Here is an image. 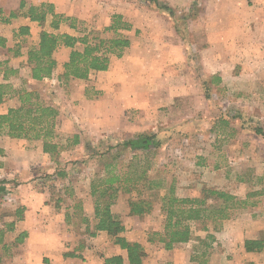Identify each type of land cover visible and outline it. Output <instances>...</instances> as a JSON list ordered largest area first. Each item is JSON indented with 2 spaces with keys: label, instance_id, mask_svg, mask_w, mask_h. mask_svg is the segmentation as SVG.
<instances>
[{
  "label": "rangeland",
  "instance_id": "1",
  "mask_svg": "<svg viewBox=\"0 0 264 264\" xmlns=\"http://www.w3.org/2000/svg\"><path fill=\"white\" fill-rule=\"evenodd\" d=\"M21 1L3 0V16L9 17L11 11L19 9ZM26 1L52 2L57 12L77 18L79 30L90 32L91 42L95 36L115 37L114 31L105 28L116 14H121L131 29L121 28L118 32L139 45L127 47L122 56L112 55L116 57L112 74L93 73L90 79L68 81L58 78L55 85L43 87L47 96L51 90L59 106H56L60 111L56 125L59 136L55 139L66 144L73 134H79V144L54 158L43 152L42 140L11 137L10 155L0 169V186L5 187L0 191V255L5 256L0 264H7L10 258L13 262L12 247L20 244L16 238L24 231L28 233L26 224L10 230L8 223L18 218L16 210L26 200L34 199L35 192L45 194L46 203L58 209L71 207L74 215L70 222L66 215L65 221L51 230V234L60 232L64 236L67 248L79 251L85 242L86 255H93L95 261L113 253V240L107 232H99L95 237L85 233L84 215L93 218L94 214L90 181L103 173L105 160L100 152H106L109 146H113L114 152L123 149L118 146L120 143L140 133L159 135L160 145L149 153L152 162L149 174L165 180V189L174 182L180 196L201 195L205 187L224 189L241 197L264 189V137L254 130L258 125L264 130V99L239 95L240 89L235 84L227 91H216L211 85V98L206 97L207 83L204 84L203 77H208V73L198 67V55L193 56L191 49L187 51L199 42L190 26L194 11L199 12L195 0ZM152 21L166 32L165 36L157 35V41L172 42L175 46H143L144 25ZM137 25V29L132 28ZM42 28L38 23L39 34ZM45 28L51 29L48 22ZM179 30L186 33L189 45L186 50L182 47V36L172 35ZM60 31L78 33L69 22L62 23ZM199 47L195 46V54ZM70 51L63 47L55 54L59 61L55 76L63 72ZM101 84L105 89H100ZM250 86L257 90L256 83ZM219 116L229 123L221 126ZM134 154L143 156L144 151L126 149L119 157L120 163H128ZM58 169L67 170L68 175L58 177ZM128 198L127 194H121L112 209L126 225L124 234L146 247L145 264H174L173 258L179 264H264V255L243 252L246 238L264 235V194L254 196L255 205L237 210L219 230L211 227L214 240L207 239L208 232L201 229V224L192 223L194 238L200 236L211 246L193 239L176 247V253L160 242L148 241L149 233L163 226L160 210L156 208L145 216L130 215ZM4 242L10 244L9 250Z\"/></svg>",
  "mask_w": 264,
  "mask_h": 264
},
{
  "label": "trees",
  "instance_id": "2",
  "mask_svg": "<svg viewBox=\"0 0 264 264\" xmlns=\"http://www.w3.org/2000/svg\"><path fill=\"white\" fill-rule=\"evenodd\" d=\"M18 16L29 17L44 27L40 31L37 44L30 46L27 51L31 77L36 80L51 78L55 74L59 67L55 54L62 47L71 50L68 60L63 63L64 70L59 74L60 79L68 81L70 78L89 79L92 71L107 70L111 56H122L131 44L128 36L118 32L121 28L131 29V24L123 21L121 14H116L112 23L105 28L106 31H114L115 37L95 36L92 42L90 32L85 29L79 30L77 18L57 12L52 2L34 3L22 0L19 9L11 11L9 17L1 16V20L9 22L11 18ZM47 22L51 29L45 28ZM66 22H69V26L75 28L78 33L60 31L62 23ZM16 33L30 34V27L20 26ZM5 44L6 39L0 36V46ZM8 69L7 62L0 61V72L4 70V78L7 77V71H15L13 68ZM216 79L217 76H214V83H217ZM205 87H207L205 95L210 99L209 83ZM15 96L18 105L9 107L5 113L0 114V135L5 133L13 138L42 140L43 152L49 153L54 158L62 151L72 149L80 143L79 134H73L72 138L67 139L66 144L55 139L59 136L56 125L60 111L56 106L45 102L37 90L17 89L8 82L0 81V104ZM217 120L221 122V126L229 123L222 116H219ZM254 130L264 137V130L259 125ZM159 141L158 134L140 133L120 143L118 146L123 149L114 152L111 150L113 146H109L106 152H100L105 160L104 170L102 174L93 176L90 181L94 214L93 218L84 215L85 233L95 237L99 232L105 231L112 237L115 245L126 251V257L122 254L106 256L104 264H126V261L129 264H144V258L148 253L143 243L129 239L124 234L127 230L126 225L112 209L121 194L129 196L130 215L145 216L154 213L156 208L160 210L164 218L163 226L159 230L151 231L148 241L160 242L167 250L193 239L200 240V243L207 247L211 246L210 242L200 236L194 238L192 223L201 224V229L208 232L207 239L214 240L215 236L211 232V227L219 230L226 220L233 218L237 210L255 205L256 201L252 200L254 196L264 194L263 189L248 192L246 197H241L224 189L205 187L201 195L180 196L176 192L174 182L168 184L165 189V180L161 178L157 180L149 174L152 167L149 153L160 145ZM126 149L142 150L144 155L134 154L128 163L121 164L119 157ZM0 154L4 155L2 149ZM56 174L64 178L68 175V171L58 169ZM3 190L5 187L0 186V191ZM22 210L23 208H18L15 212L18 219L22 218ZM14 228V221L8 223V229ZM27 234L26 231L22 232L15 241L22 242ZM85 246L83 242L80 248ZM243 246L246 252L264 251V235L259 238H246ZM5 248L9 250L10 247L5 245ZM65 255L79 254H76L74 250L66 252ZM3 257L0 255V261ZM191 260L195 261V256H192Z\"/></svg>",
  "mask_w": 264,
  "mask_h": 264
},
{
  "label": "crops",
  "instance_id": "3",
  "mask_svg": "<svg viewBox=\"0 0 264 264\" xmlns=\"http://www.w3.org/2000/svg\"><path fill=\"white\" fill-rule=\"evenodd\" d=\"M195 1L199 12L194 11L190 26L193 33L197 35L199 42L192 47L190 46L187 51L191 49L194 53L193 56L198 55V67L201 68L202 66L207 71L208 77L205 79L203 77L204 84L209 83V88L213 85L216 91L223 89L227 91L229 87L235 84L237 85L236 88L240 89L239 95L246 98L264 99L262 88V84H264V0ZM4 10L3 0H0V36L6 39L5 46H0V61H6L8 70L13 68L15 71H7L6 78L3 75L4 70L1 71L0 81L8 82L17 89L37 90L45 102L59 107L56 100L51 96V90H48L49 93L47 91L49 97L43 90V87L47 84H54L55 81L59 82V75L55 76L54 74L51 78L36 80L31 77V70L27 63L29 47L39 41L38 23L25 16L14 17L9 22H4L1 20V16L4 15L1 12ZM20 26H29L30 34L18 35L16 32ZM137 27L138 25L132 26L136 29ZM9 29L12 30L10 33L8 32ZM182 31L179 30V32H174L172 35L182 36V38L180 37L182 47L186 50L189 46L188 40L186 33ZM143 32L146 40V45L143 46H175L172 42H166L165 44L163 40L162 42L157 41V35L165 36L166 32L156 27L153 21L145 23ZM138 45V43L135 44L132 41L129 49ZM195 46H201L198 48V54H195ZM127 57H129V54ZM151 59L155 62V57ZM115 66L116 57L111 56L108 70L93 71L90 78L93 73H97L99 76H103L104 73L112 74ZM214 76H217V83H214ZM197 80L201 83L200 76H197ZM250 83H256L257 90L250 86ZM100 89H105V87L101 84ZM17 105L16 96L6 99L5 102L0 104V114L5 113L9 107ZM11 140L13 139L5 133L0 135V149L4 151V155L0 154V169L4 168L7 157L10 155ZM34 195V199L23 202L24 206L21 207H24L25 210L24 214L22 212V218L13 220L16 221L15 226L18 227L26 224L25 227L29 235L20 244L18 243V245L12 247L14 251L11 256H14V260L12 262L10 258L7 264H104L106 256L97 257L95 261L93 255H86L84 247L79 251L76 250V254L79 255L66 256V252H72L75 249L67 248L64 236L60 232L51 234V230H54L53 226H59L60 221H65L66 215L67 220L70 222L74 215L71 207H67L65 210L58 209L56 205L46 203V199H43V196H46L45 194L35 192ZM30 227H32V230H30ZM180 244L173 248L174 253H176V247H180ZM4 245L10 247L9 243L4 242ZM111 245L114 252L107 256L122 254L126 257V252H123L119 246L115 245L114 242ZM243 252L247 255L253 254L259 257L264 255V251L246 252L244 247ZM173 259L174 264H179L176 258ZM3 260H5V256ZM126 264L129 263L126 261Z\"/></svg>",
  "mask_w": 264,
  "mask_h": 264
}]
</instances>
